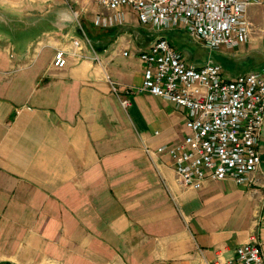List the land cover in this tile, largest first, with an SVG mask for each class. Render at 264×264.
<instances>
[{
    "label": "crops",
    "instance_id": "crops-1",
    "mask_svg": "<svg viewBox=\"0 0 264 264\" xmlns=\"http://www.w3.org/2000/svg\"><path fill=\"white\" fill-rule=\"evenodd\" d=\"M100 11L90 0H0V262L237 264L227 261L251 231L264 262V117L250 183L181 187L172 159L143 148L179 141L184 109L145 92L122 107L108 83L119 94L140 83L137 54L157 32L130 10L95 26ZM244 15L247 40L213 55L224 78L264 66V1ZM84 37L98 63L51 64Z\"/></svg>",
    "mask_w": 264,
    "mask_h": 264
},
{
    "label": "built area",
    "instance_id": "built-area-1",
    "mask_svg": "<svg viewBox=\"0 0 264 264\" xmlns=\"http://www.w3.org/2000/svg\"><path fill=\"white\" fill-rule=\"evenodd\" d=\"M105 12H97L93 25L108 28L124 21L132 11L142 25L157 33L173 28L207 50L202 62L187 63L171 40L157 34L137 57L142 63L138 85L109 80L110 91L122 107L128 95L145 92L170 101L185 111V135L171 145L147 155L165 152L173 161L177 183L198 189L206 180L230 178L238 184L251 182L258 167L256 149L264 117V66L224 78L212 52L232 49L248 38L249 23L244 11L264 0H90ZM126 55V52H122ZM68 58L99 62L88 39L72 38L68 48H56L51 64L63 67ZM264 264L254 231L238 244L227 262Z\"/></svg>",
    "mask_w": 264,
    "mask_h": 264
},
{
    "label": "rangeland",
    "instance_id": "rangeland-1",
    "mask_svg": "<svg viewBox=\"0 0 264 264\" xmlns=\"http://www.w3.org/2000/svg\"><path fill=\"white\" fill-rule=\"evenodd\" d=\"M167 31L171 32V35L175 36L176 39H172L167 36L165 37H167L177 45L182 46L183 49L188 50L192 54L193 60H197L199 62L206 60L208 51L202 48L198 43L192 41L189 37H187L182 29L173 28ZM157 34H159V32ZM212 55H214V52L211 53V56Z\"/></svg>",
    "mask_w": 264,
    "mask_h": 264
},
{
    "label": "trees",
    "instance_id": "trees-1",
    "mask_svg": "<svg viewBox=\"0 0 264 264\" xmlns=\"http://www.w3.org/2000/svg\"><path fill=\"white\" fill-rule=\"evenodd\" d=\"M0 264H9V263H1V262H0Z\"/></svg>",
    "mask_w": 264,
    "mask_h": 264
}]
</instances>
